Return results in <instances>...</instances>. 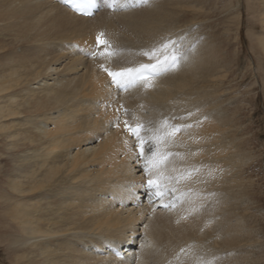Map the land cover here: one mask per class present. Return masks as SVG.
<instances>
[{
  "label": "bare ground",
  "instance_id": "obj_1",
  "mask_svg": "<svg viewBox=\"0 0 264 264\" xmlns=\"http://www.w3.org/2000/svg\"><path fill=\"white\" fill-rule=\"evenodd\" d=\"M96 2L82 16L62 0H0V197L13 264H259L246 225L247 138L224 85L219 37L228 28L212 23L218 0H131L115 11ZM222 10L219 25L249 15L264 80V0H228ZM98 33L115 55H91L104 51ZM167 40L177 41L179 64L150 77L151 87L119 90L100 67L154 64L143 53ZM127 111L145 144L122 131ZM165 120L191 127L157 145L149 137ZM153 151L172 153L160 169L173 178L159 201L166 209L150 202Z\"/></svg>",
  "mask_w": 264,
  "mask_h": 264
},
{
  "label": "rangeland",
  "instance_id": "obj_2",
  "mask_svg": "<svg viewBox=\"0 0 264 264\" xmlns=\"http://www.w3.org/2000/svg\"><path fill=\"white\" fill-rule=\"evenodd\" d=\"M226 1L228 2V0H218L215 12L217 15L212 18V23L218 27L220 32L226 30V27L228 28L227 33L220 34L219 39L227 50L225 64L229 76L224 85H226L229 105L232 107L231 112H235V116L240 119V126L245 129L242 131L247 138L245 148H243L246 160L241 170L243 184H248L247 193L250 195V209L248 211L250 214L247 216L246 225L252 231V239L249 243H253V246L250 245L249 252L255 259L261 258L257 263L264 264V80L261 79V73L257 72V65H261H259L260 60L255 57L256 54L254 55L250 51V28H248L247 19L249 15L240 14L236 23L231 20L232 23L226 21L219 25L218 20H216L223 18L222 6L227 3ZM242 8L240 6L239 10L242 11ZM193 35L197 34L194 33ZM124 114L120 127L122 131L126 132L125 122L129 126L135 121L136 115L131 111ZM236 133L238 137V132ZM2 178L0 160V196L2 187L5 186ZM0 200V264H13L15 252H12L3 241V234L7 230L6 219L4 218L6 206L5 203H2V197ZM254 216L256 217L253 219ZM210 244L212 245V242ZM205 249V246H200L199 253L208 252V249H206L207 251Z\"/></svg>",
  "mask_w": 264,
  "mask_h": 264
},
{
  "label": "snow or ice",
  "instance_id": "obj_3",
  "mask_svg": "<svg viewBox=\"0 0 264 264\" xmlns=\"http://www.w3.org/2000/svg\"><path fill=\"white\" fill-rule=\"evenodd\" d=\"M65 3L71 4L72 8L76 12L83 13L86 8H90L95 6L96 0H63ZM131 0H103V4L112 9H123L128 6ZM149 0H137V3L147 4ZM103 33L97 34V45H104V51H100L99 47L95 52H92L91 55L93 57L99 56H107L111 57L115 55V52L112 50V45L107 40H101ZM177 41L167 40L161 43L158 47L151 49L150 51H146L143 55L147 56L149 59H155L156 63L145 65L142 64L137 68H126L120 71H111L101 65L100 67L108 72V75L111 77L112 82L116 84L118 87L127 90V88L131 85H134L138 81L144 82V87H151L150 77H155L161 74V71H167L169 68H176L179 64V55L177 54V49L175 47ZM162 57V59H161ZM149 72V76L145 75V72ZM126 129L135 135L137 141H139V145H143L146 143L145 138L141 137V131L144 129L142 124H136L135 127H128L127 122H125ZM191 125H170L168 121H162L161 127L154 130L153 134L149 139H151L155 144L159 145L162 141L165 140L166 137H173L175 134L182 130V128H188ZM161 129L164 131L161 132ZM172 153H159L158 151H153L152 155L146 157L144 171L148 175V187L150 189H155L154 195L158 198L163 199V197L168 192V186L165 181L170 182L173 178L169 176H164L160 169L167 161L168 157L171 156ZM141 157H143V149L141 148ZM190 175V173H189ZM175 191V189H172ZM167 207L168 205H164ZM174 206V205H173ZM183 251V250H182Z\"/></svg>",
  "mask_w": 264,
  "mask_h": 264
}]
</instances>
